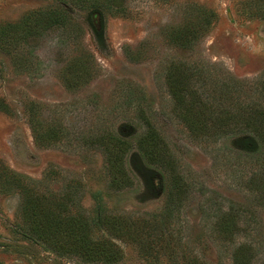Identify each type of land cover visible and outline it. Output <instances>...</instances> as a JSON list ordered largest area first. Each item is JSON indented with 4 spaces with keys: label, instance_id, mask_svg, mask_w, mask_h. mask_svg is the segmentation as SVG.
Segmentation results:
<instances>
[{
    "label": "rangeland",
    "instance_id": "rangeland-1",
    "mask_svg": "<svg viewBox=\"0 0 264 264\" xmlns=\"http://www.w3.org/2000/svg\"><path fill=\"white\" fill-rule=\"evenodd\" d=\"M196 4L218 18L208 32L181 44L180 30L197 18ZM51 8L69 16L51 29L25 32L26 70L21 57L0 51V264H107L24 237L23 183L45 196L50 209L95 220L107 211L166 221L158 232L169 236L168 244L156 239L160 244L143 255L137 245L115 240L122 257L113 264H235L239 247L249 255L244 264H264V147H246L245 139L232 136L214 145L193 141L173 111L166 79L171 63L197 64L200 91L214 81L241 83L245 99L264 106L255 91L264 80V0H0V30ZM81 53L90 55L95 75L70 92L60 75ZM32 103L43 121L66 130L59 145L35 143L28 121ZM139 109L189 185L181 208L171 213L165 210L166 174L140 147L147 127ZM106 133L126 142L128 181L120 179L118 187L99 146ZM233 222L238 231L225 241L222 230Z\"/></svg>",
    "mask_w": 264,
    "mask_h": 264
},
{
    "label": "trees",
    "instance_id": "trees-1",
    "mask_svg": "<svg viewBox=\"0 0 264 264\" xmlns=\"http://www.w3.org/2000/svg\"><path fill=\"white\" fill-rule=\"evenodd\" d=\"M194 9L197 18L180 30L185 31L181 44L191 43L208 32L213 27L214 20L218 18L215 11L201 4H196ZM67 13L64 9L51 8L27 14L21 25L11 24L5 28L6 30H0V51L9 56L21 57V70H26L29 58L26 54L27 50L22 47V44H26L28 40L25 32L35 34L42 28L51 29L60 24L61 19L68 18ZM259 15L264 19V11ZM67 23L65 20L62 24L67 25ZM179 38L180 36L174 39L178 41ZM88 56L90 55L87 53L76 55L61 73L60 79L68 91L79 89L95 75L94 67L87 62ZM199 69L197 64L191 65L179 61L169 64L166 71L173 111L188 129L190 138L200 144L214 145L230 136L236 139L242 137L245 139L246 147L251 148L255 144L264 147V106L246 100L241 83L235 85L214 81L212 84L206 83V86L208 84L206 92L200 91L195 79V72ZM255 91L264 97V80L256 83ZM139 111L140 119L147 127V131L139 141L140 147L145 157L157 164L166 174L165 210L171 213L181 208L189 185L155 124L144 110L139 109ZM28 121L38 146L55 147L67 134L61 127L47 124L42 120L38 104L30 105ZM125 145V140L118 135L106 133L100 136L99 146L104 147L103 152L107 156L114 186L120 179L128 181L124 167ZM257 176L260 178V173ZM39 183L33 181L35 187ZM21 190L22 208L27 225L23 235L26 238L37 239L51 251H64L65 254L79 256L86 262L100 260L103 263L113 264L118 263L122 257L120 247L115 240L137 245L143 255H147L153 247L155 248L154 244L159 245L158 241L164 246V243L168 244L171 240L165 233L158 232L159 229L165 228L166 221L156 218L147 220V218L107 211L102 212L95 220L86 214H73L64 208L50 209L42 202L45 196L33 195L36 189H29L24 183ZM236 227L233 222L222 230L225 241L234 239L238 231ZM101 228L103 232H100ZM244 251L239 247L233 253L235 264L248 263L249 255H245Z\"/></svg>",
    "mask_w": 264,
    "mask_h": 264
}]
</instances>
